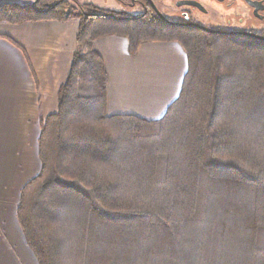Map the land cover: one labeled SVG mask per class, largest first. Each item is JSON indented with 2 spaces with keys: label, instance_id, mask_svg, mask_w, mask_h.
<instances>
[{
  "label": "trees",
  "instance_id": "trees-1",
  "mask_svg": "<svg viewBox=\"0 0 264 264\" xmlns=\"http://www.w3.org/2000/svg\"><path fill=\"white\" fill-rule=\"evenodd\" d=\"M71 3L0 0V23L80 20L17 209L38 264H264V40ZM109 36L132 56L150 42L184 48L183 87L161 119L108 115L94 42Z\"/></svg>",
  "mask_w": 264,
  "mask_h": 264
},
{
  "label": "crops",
  "instance_id": "crops-1",
  "mask_svg": "<svg viewBox=\"0 0 264 264\" xmlns=\"http://www.w3.org/2000/svg\"><path fill=\"white\" fill-rule=\"evenodd\" d=\"M4 1V0H3ZM80 20L0 23V264H38L17 218L24 187L41 170V122L56 112L77 48ZM108 73V115L161 119L178 99L188 57L177 42H94Z\"/></svg>",
  "mask_w": 264,
  "mask_h": 264
},
{
  "label": "rangeland",
  "instance_id": "rangeland-1",
  "mask_svg": "<svg viewBox=\"0 0 264 264\" xmlns=\"http://www.w3.org/2000/svg\"><path fill=\"white\" fill-rule=\"evenodd\" d=\"M36 0H4V2L18 3L23 5H31ZM179 0H155L156 4L162 8H176V3ZM204 5L211 9L216 16L206 17L199 12L193 13L201 23L212 26L222 32H229L233 30H264V15H259L251 9L244 6L243 0H202ZM73 9L78 7V4L89 3L94 4L99 12H119L126 13L128 16H139L143 13L142 8L131 6L130 0H72ZM230 2H234L233 7H228ZM165 14L171 20L181 17L180 14Z\"/></svg>",
  "mask_w": 264,
  "mask_h": 264
},
{
  "label": "flooded vegetation",
  "instance_id": "flooded-vegetation-1",
  "mask_svg": "<svg viewBox=\"0 0 264 264\" xmlns=\"http://www.w3.org/2000/svg\"><path fill=\"white\" fill-rule=\"evenodd\" d=\"M131 6L134 7H140L143 10V13L139 16H130V17H140V16H148L152 19H157L159 21H163V22H167V23H171V24H179V25H184V26H193L198 28L195 25H199L202 27H205L207 29H210L212 31H216L217 33H223L221 30L215 29L212 26H209L207 24L201 23L199 21V19L193 15V13L195 12H199L202 15H205L206 17L210 18V17H214L216 16L215 13L207 8L202 0H179L176 3V8L171 9V8H160L155 0H130ZM186 1H196L198 3H200L202 5V8H199L197 6H189V5H180L179 3H183ZM244 1V6H246L247 8L251 9L252 11L256 12L259 15H264V0H243ZM234 6V2H230L228 4V7H233ZM164 10H167V14H180L181 17H177L175 20H171L170 18L167 17V15L165 14ZM126 14V13H125ZM127 15V14H126ZM200 29V28H198ZM202 30V29H200ZM204 31V30H203ZM215 32V33H216ZM231 32H248L251 34H255L258 35L256 33H260V32H264V30H260V31H256V30H233V31H229L228 33ZM259 36V35H258Z\"/></svg>",
  "mask_w": 264,
  "mask_h": 264
},
{
  "label": "water",
  "instance_id": "water-1",
  "mask_svg": "<svg viewBox=\"0 0 264 264\" xmlns=\"http://www.w3.org/2000/svg\"><path fill=\"white\" fill-rule=\"evenodd\" d=\"M180 5L197 6L199 8H202V5L200 3H198V2H196V1H186V2H183V3H179V6ZM195 26H197L198 28H200V29H202L204 31L210 32V33L216 32V31H212L210 29H207V28L199 26V25H195ZM223 33L224 34H232V35H238V34L240 35V34H242V35H247V36H251V37H255V38L264 40L263 37H260L258 35L251 34V33H248V32H231V33L223 32Z\"/></svg>",
  "mask_w": 264,
  "mask_h": 264
}]
</instances>
